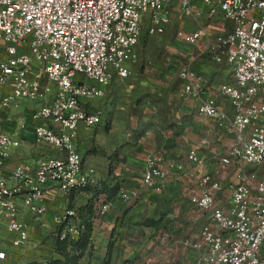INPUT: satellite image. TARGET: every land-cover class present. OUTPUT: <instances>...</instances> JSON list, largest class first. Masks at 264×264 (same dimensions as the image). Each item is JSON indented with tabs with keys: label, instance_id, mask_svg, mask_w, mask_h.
I'll use <instances>...</instances> for the list:
<instances>
[{
	"label": "built area",
	"instance_id": "2783aa9c",
	"mask_svg": "<svg viewBox=\"0 0 264 264\" xmlns=\"http://www.w3.org/2000/svg\"><path fill=\"white\" fill-rule=\"evenodd\" d=\"M197 1H179L183 15L196 24L178 28L176 40L192 46L199 58L224 63L232 81L207 94L188 68L178 96L227 143L208 163L196 149L184 161H169L161 152L144 156L141 188L120 190L117 198L135 203L177 180L175 215L164 218L177 225L133 238L131 257L120 264H264V0ZM168 2L0 0V225L15 236L13 247L28 240L26 216L42 224L48 189L65 198L97 184L74 143L79 126L102 123L101 110L88 111L86 102L103 97L115 76H129L142 25L150 36L163 34ZM24 103L35 105L34 142L55 148L60 157L22 163L5 174L22 139L3 126ZM93 208L103 216L110 201L95 200ZM74 215L65 209L54 218L57 225L65 223L61 239L83 229L69 224ZM5 256L0 252V260Z\"/></svg>",
	"mask_w": 264,
	"mask_h": 264
},
{
	"label": "crops",
	"instance_id": "0c3cea01",
	"mask_svg": "<svg viewBox=\"0 0 264 264\" xmlns=\"http://www.w3.org/2000/svg\"><path fill=\"white\" fill-rule=\"evenodd\" d=\"M196 2L199 4V1ZM195 24L194 21V25L187 23L184 27L191 30L194 29ZM180 45L184 48L188 47L184 44ZM135 50L136 61L130 62L127 66L130 78L127 85L123 82V78L115 76L103 88V97L86 102L88 111L101 110L102 123L92 128L79 126L74 140L84 169L93 170L97 181H105L112 185L119 184L118 192L111 198H108L106 193H100L95 198H92L91 193L86 192L73 194L74 199L71 204L74 211L83 208L91 198L92 202L110 201V208L103 216L96 215L93 208L90 218L92 224L90 244L80 264H102L106 258L110 259L109 264H120L130 259L131 251L134 249L133 238L156 236L157 229L163 225L170 226L171 223L177 225L176 222L164 221L165 216H170L169 213L179 196L177 180L170 181L161 194L145 192L135 203L124 202L117 198L120 190L141 188L143 163L140 161L143 154L161 152L167 160L184 161L187 152L196 149L199 157L208 163L213 153L227 143V139L223 138L219 129L206 120H199L191 106L180 100L170 87L174 77L182 68L192 66L195 69H190L198 77L204 93L215 95L218 83L215 85L214 80H220L219 84L230 82L232 78L230 69L227 72L211 58L202 57L200 63L192 64L190 61L187 62L186 52L181 48L177 50L176 47L170 46L169 50L173 55L166 59L165 70L158 71L159 68H156L158 64L151 60L140 64L141 52L137 46ZM148 65L150 67H147ZM160 81L170 89L165 91L166 95L163 99L174 103V106L170 103L167 109L159 105V100L156 98L161 97L158 91ZM142 90H145L144 93ZM126 93L129 95L125 96ZM124 96L131 99L128 108L121 104ZM34 108V104H22L20 110L11 112L10 120L3 126L6 131L19 134L22 139L20 147L12 151L9 162L3 167L5 174L22 163L36 164L46 157H60L53 147L34 142L31 118ZM123 115L127 118L124 123ZM105 121L108 125H105ZM0 124L3 125L1 117ZM21 125L24 126L23 129L20 128ZM129 126L137 131V134L133 137L132 145L126 146L128 140L116 135H120V129ZM65 199L66 197L60 196L57 189L46 191L44 202L47 212L42 224L36 227L30 216L25 217L29 225L28 240L19 248L11 245L15 236H10L6 229L1 227L3 229L0 234V252H5L6 256L5 259L0 260V264H27L31 261L44 262L56 258L54 227L57 223L54 218L68 209ZM159 209L165 211L162 212L161 217L155 218L154 213ZM147 221H153L154 224H148ZM53 228L55 231L51 236H47L46 231ZM16 249L18 250L15 251ZM15 252L19 255L17 259H14Z\"/></svg>",
	"mask_w": 264,
	"mask_h": 264
},
{
	"label": "rangeland",
	"instance_id": "374dc122",
	"mask_svg": "<svg viewBox=\"0 0 264 264\" xmlns=\"http://www.w3.org/2000/svg\"><path fill=\"white\" fill-rule=\"evenodd\" d=\"M179 1L180 0H169L168 4L166 5V11L168 12V14L170 15V22L169 24L165 27V30H164V33L161 34V35H153V36H150L148 33H147V24L144 23L142 25V31H141V36H140V40L138 42V45H137V49L140 50L141 52V57H140V64L143 63L145 64L146 62L150 61L151 62H154V63H157V67L156 68H159L158 71L160 70H165L166 68V59L169 58V56H172L173 54L171 53V50H169L170 46H173V47H176L177 50L178 49H182L183 52H186L187 54V62H191L193 64L196 65V63H200L201 61L199 60H203L202 58H197L196 56V53L194 51L193 48L191 47H186L184 48L183 46H181L180 44V41L176 40V37H175V34H176V30H178V28H185L184 26L188 23L189 25H194V21H192L193 19L192 18H188L187 16L183 15L180 7H179ZM225 27L226 29L229 28V24H225ZM177 42H179L180 44H178ZM139 47V48H138ZM1 52H0V57H1ZM203 63H205V61H202ZM197 63V64H198ZM139 64V63H138ZM139 64V65H140ZM220 65L221 67L225 68L227 70V72H229V68L224 64V63H220L218 64ZM147 67H150L149 65ZM189 67L186 66L184 68H182V70H185V69H188ZM191 69H195L194 67L190 66ZM189 68V69H190ZM190 69V70H191ZM182 70L177 74L176 77H174L173 79V84L172 86L170 87L171 90L173 91L174 94H177L176 96L178 97V94H179V90L182 88V85H183V79L181 77V73H182ZM192 71V70H191ZM151 75V73H149V76ZM129 76L126 77V78H123V82L127 85L128 81L130 80ZM216 80V81H215ZM214 82H215V85L218 83V86H217V92H218V87L223 84H219L220 83V80H217L215 79ZM208 81H211V80H208ZM232 81V79L230 80V82ZM161 85L159 86V94L161 97H156L159 101H158V104L161 105L162 107L164 108H168L170 103L174 106V103L173 102H168V100L166 99H163L164 96L166 95L165 91H168L170 89H168V87L166 88V85H163L164 83L162 81H160ZM166 88V89H165ZM145 90H142V93H144ZM171 91V92H172ZM129 94H125V96H128ZM122 97L121 99V104L128 108L130 105V101L131 99L129 97ZM21 109V106L17 109H15L14 111H18ZM1 117V116H0ZM21 117V116H20ZM126 116L123 115V123L126 121ZM111 121H109L110 123ZM105 125H108L105 121ZM126 128V127H125ZM137 131H134L131 126L127 127L126 129H123L121 130L120 129V135H116V136H119L121 138L125 137L128 141L127 143L125 144L126 146H131L132 143H133V137L137 134L136 133ZM113 136H115L114 134H112ZM143 135V134H142ZM132 141V142H131ZM131 142V143H130ZM52 148V147H51ZM55 149V148H53ZM130 150V149H129ZM128 150V152L130 153V151ZM146 155L143 154L142 156V159L140 161V163H142L143 161V158L144 156ZM112 156V155H111ZM171 161V160H169ZM51 186V185H50ZM51 189H56V188H51ZM51 189H48V190H51ZM136 189H139V188H136ZM127 190V189H126ZM75 193V191H72L70 192L67 196H66V199H65V202L66 204L68 205V200H69V197L71 195H73ZM74 199V198H73ZM68 207V206H67ZM133 208V207H132ZM77 209H80V208H77ZM165 209H159L157 210L154 214H155V218H157L158 216L161 217L163 215L162 212H164ZM175 205H173L172 207V210H171V213L170 216H165L166 218H169V219H173V216L175 215ZM63 214V213H62ZM164 217V218H165ZM183 219H188V215H186L185 217L181 218V219H178L179 221L183 220ZM80 222V218L78 215H74L73 218H70L69 219V224L70 225H79ZM36 227H38V225L40 226L41 224L39 223H35ZM59 226V224L55 225L54 228H56L57 230V227ZM1 227H4L2 225H0V234H1ZM52 229V230H47L46 231V235L47 236H51L52 233L55 231V229ZM17 248V247H16ZM19 248V247H18ZM18 249H16L15 251H17ZM8 255V254H7ZM14 259L18 258L19 255H17V253L15 252L14 253ZM18 256V257H17ZM12 257V256H11ZM12 260V259H11Z\"/></svg>",
	"mask_w": 264,
	"mask_h": 264
},
{
	"label": "trees",
	"instance_id": "16d2710c",
	"mask_svg": "<svg viewBox=\"0 0 264 264\" xmlns=\"http://www.w3.org/2000/svg\"><path fill=\"white\" fill-rule=\"evenodd\" d=\"M119 190V184L115 183L114 185L106 183L105 181H97V184L94 187H86L83 189L86 193H91L92 198H95L100 193H106L108 198L114 197ZM83 207L75 212V215H78L80 218V225L83 227L81 231L78 232L76 236L66 235L61 239L60 231L64 228L65 223L59 225L56 230V235L54 238L55 253L56 258L39 262L31 261L27 264H80L81 259L84 257L86 251L89 248L90 237L92 234V224L90 221L92 211H93V199ZM73 195L69 197L68 209L73 210V205L71 201ZM152 222V223H151ZM148 224H154L153 221H147ZM110 259L106 258L102 264H109Z\"/></svg>",
	"mask_w": 264,
	"mask_h": 264
}]
</instances>
